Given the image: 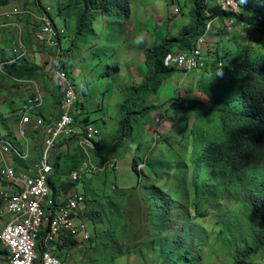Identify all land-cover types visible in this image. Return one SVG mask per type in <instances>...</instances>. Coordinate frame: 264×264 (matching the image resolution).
Wrapping results in <instances>:
<instances>
[{"label": "rangeland", "instance_id": "374dc122", "mask_svg": "<svg viewBox=\"0 0 264 264\" xmlns=\"http://www.w3.org/2000/svg\"><path fill=\"white\" fill-rule=\"evenodd\" d=\"M130 1L128 18L125 16L120 20L98 18L92 21L88 14L80 33L77 20L78 14L83 10V5L75 0H47L40 4L36 0H11L7 6L0 8V14L16 8L26 15L11 19L22 25L21 40L19 39L21 35L19 28L6 33L5 31L0 32V34L3 33V36H0L3 38L1 41L5 42V45L0 43V64L18 59L19 56L13 50L15 48L19 50L20 47L25 52L21 58L28 67L36 69V75L30 77L31 81L40 87L45 99L47 92L50 94V99L58 104L62 93L50 69L53 66L50 61L53 51L40 43L37 38V30L40 27L39 16L43 12V7L44 5L52 7L50 13L52 19L57 25L67 29L63 47L67 48L64 49L65 51H72L65 52L68 54L66 57L72 61H70L71 65L68 61L66 64L70 70V78L76 89L78 88V99L80 98L86 106L90 107V120L101 131V135L95 137V149L88 150L89 156L82 155L83 149L79 146L73 151V155L67 152V156H62V166H56L54 172V181L51 186L52 197L57 179H61L63 184L67 181V177L71 178L74 171L82 172V178L76 183L72 182L73 188L70 191H74L77 187L85 195L86 204L83 216L90 226L89 231L94 236L88 242L80 238L68 241L64 248L65 257H60L64 264H163L159 251L160 246L140 247V241L136 246L127 244V241H121L120 246L124 248L122 256H118L120 254L118 249L104 252L102 236L110 221L104 217L91 216V211L100 209L95 208L96 204L93 199L102 200L103 195H109L120 204V210L123 211L125 217L132 215L133 212L141 214L142 208L139 207L142 202L137 195L140 188L133 189L138 180L131 168L133 159L143 155L156 157L158 152H166L170 148L169 143L176 144L181 140L185 134L184 121L192 124L195 118L203 112L198 107H192L189 111L188 103L182 100L194 99L204 102L205 106L210 104L208 97L201 92L199 86L206 71L192 73L177 71L164 83L163 89L157 95L146 98L143 92L138 95L145 99V104H154L157 109L151 111L143 119L132 114L133 129L129 130L131 135L126 141H122L121 147L112 155L119 135L120 105L125 98V93L128 94L129 88L138 86L143 75L146 74L145 51L160 44L166 38L176 36L182 26L187 25L191 20V0ZM210 4V6L215 5L213 1H210ZM219 29L222 30L221 33L218 27H214L206 35L208 44L204 45L203 50L205 54L212 50L211 53L209 52L210 55L208 54L209 65L216 62V67H218L217 53L224 66L227 67L231 63L241 62L244 58L254 60L264 56V32L262 30H248L239 25L229 31L221 29V26ZM139 33L145 34V43L137 46L134 44V38ZM211 33L218 36L216 40H213L215 38H212L214 36ZM217 70L222 71V69ZM25 78L29 79L27 76ZM33 91L34 87L31 83H18L0 69V134L2 137L8 138L9 135L17 132L20 138L19 108L22 100H26L30 94L29 98ZM158 116L164 118L160 124L155 122ZM31 131L30 128L26 131L27 136ZM32 132V142L43 151V133L41 131ZM10 139L14 141L15 138L11 136ZM59 146L56 147L55 152ZM82 162L83 167L80 164ZM57 163L56 161L54 165H59ZM86 164L94 165L98 171L90 173L85 167ZM140 168L143 175H146L145 168L141 166ZM146 184H149V180L142 183L143 186ZM70 191L65 190L63 194L69 195ZM60 193L56 196L59 197ZM240 207V203L229 197L225 198L217 207L219 209L210 211L207 217L190 222L182 220L173 231L175 234L170 237L179 235L186 244L195 247L200 264H233L236 255L244 248L245 242L235 240L234 235L229 234L222 225L221 218L229 211V213L237 212L238 217L243 219ZM140 221L144 222V218L141 217ZM147 228L149 230V225ZM196 236L202 240L200 244L197 243ZM141 237L143 236H140V240ZM5 251L0 243V264L7 262ZM249 264H264V254Z\"/></svg>", "mask_w": 264, "mask_h": 264}, {"label": "trees", "instance_id": "16d2710c", "mask_svg": "<svg viewBox=\"0 0 264 264\" xmlns=\"http://www.w3.org/2000/svg\"><path fill=\"white\" fill-rule=\"evenodd\" d=\"M10 1L0 0V8L7 6ZM75 2L83 5L77 20L79 33L88 14L92 21L98 18L120 20L124 16L129 17L130 0ZM191 5L190 22L176 36L166 38L145 51L146 74L138 86L129 88L128 94L125 93L120 105L119 135L112 155L121 147L122 141L131 135L132 114L143 119L157 109L154 104H145V99L138 95L141 92L145 98L157 95L164 83L174 73L181 71L164 65L168 53L191 50L215 17L226 19L234 16L238 24H246L264 32V0H245L243 4L240 3V12L235 15L217 6H210L205 0H191ZM208 13L209 16L206 15ZM66 37L67 29L66 35L60 40L64 55V60L60 61L68 69L66 62L71 65L72 61L65 52L72 51L64 50L67 49L63 47ZM216 56V61L221 62L218 53ZM215 63L207 65L204 70L206 74L199 84L210 104L205 106L204 102L194 99L182 100L188 103L189 111L192 107H198L203 112L192 124L184 121L185 134L181 140L176 144L169 143L170 148L166 152H158L156 157L143 155L133 159L131 168L138 179L133 189L140 188L137 195L142 202L139 207L142 208L141 214L133 212L125 217L120 204L109 195H103L102 200L93 199L95 208L100 209L91 211V216L104 217L110 221L102 236L104 252L118 249V256H122L124 248L120 246L121 241L135 246L140 241V247L160 246L163 264H200L195 247L186 244L179 235L172 238L170 235L175 234L173 231L182 220L190 222L205 218L210 211L219 209L217 207L229 197L241 204L240 211L244 216L242 219L237 212L228 211L221 218L227 232L233 234L235 240L245 242L233 264H249L264 254V56L254 60L244 58L236 64L231 63L229 67H216ZM217 69H222V75H215ZM3 71L12 79L32 80L30 77L36 75V69L28 67L22 58L5 65ZM79 99L76 106L83 113L84 123L94 124L89 116L90 107ZM61 100L60 97L59 105ZM39 110L36 115L46 120ZM81 153L87 155L84 150ZM56 166L61 167L54 165V169ZM140 166L145 168L146 175H143ZM145 180H149V184L143 186ZM67 185L69 189L73 188L72 182H67ZM141 217L144 222L140 221ZM45 232L41 231L38 252L44 251ZM140 236H143L141 240ZM73 239L64 236L62 245ZM196 240L198 244L202 242L198 236Z\"/></svg>", "mask_w": 264, "mask_h": 264}, {"label": "built area", "instance_id": "2783aa9c", "mask_svg": "<svg viewBox=\"0 0 264 264\" xmlns=\"http://www.w3.org/2000/svg\"><path fill=\"white\" fill-rule=\"evenodd\" d=\"M44 3L47 0H39ZM213 1L215 6L224 12L238 14L240 2L238 0H205ZM44 10L39 16L40 28L37 30V38L40 43L53 51L50 61L53 63L51 72L60 87L62 100L60 105V117L57 121L48 123L37 116L36 112L44 107L45 98L40 87L31 80L14 79L18 83H31L34 87L32 95L27 98L19 108V135L27 140V130L31 127L33 131H41L44 135V144L41 158L35 171L30 174H18L13 166L7 161V156L25 160L29 157V145L20 150L11 140L0 135V181L4 185L0 188V210L11 215V219L0 232V243L7 250L6 264H64L55 251L57 243L63 244V237L70 236L74 239H81L84 242L91 241L94 236L89 231L90 226L83 216V209L86 204V197L81 192H74L66 197V200L57 205L51 197L49 179L54 173V163L51 154L57 146L67 140H75L77 147L81 148L88 155L92 151L95 137L101 135V131L91 123H84V116L76 106L78 101L77 89L70 78L68 69L60 63L63 52L60 49V40L66 35L63 26L55 25L50 17L52 7L44 5ZM25 13L19 12L16 8L0 14V30L12 27L14 30H21L19 39L22 38L23 28L18 22L11 21L14 17H23ZM236 25L243 28L244 25L237 23L234 16L227 18L221 29L231 30ZM246 29V28H245ZM211 30L208 24L206 32L202 35L194 47L188 51H174L166 55L164 65L168 68H177L184 73H192L205 70L208 65V55L204 53L203 47L208 44L206 35ZM23 48V45H21ZM13 52L23 57L25 54L19 47ZM19 53V54H17ZM18 58V59H19ZM17 59V58H16ZM10 62L0 65L1 71ZM221 61L218 67H223ZM164 119V118H163ZM158 116L156 124L163 122ZM89 156V155H88ZM91 161V159H90ZM83 167V166H82ZM90 173L98 169L92 164H86ZM82 178V172L77 170L72 173L69 181L76 183ZM45 230L43 239L44 251L38 252V241L41 231ZM95 235V234H94Z\"/></svg>", "mask_w": 264, "mask_h": 264}, {"label": "crops", "instance_id": "0c3cea01", "mask_svg": "<svg viewBox=\"0 0 264 264\" xmlns=\"http://www.w3.org/2000/svg\"><path fill=\"white\" fill-rule=\"evenodd\" d=\"M190 5H191V1H190ZM206 15L209 16V14H206ZM225 20L226 19H220L219 17H215L209 23L211 25V30H213L214 27H218L219 33H221L222 30H220L219 27L221 26V28H222ZM12 30H13V28H9L8 27V28H5V29L0 30V32L5 31V33H6V32H9V31H12ZM178 32H177V34H178ZM211 35L214 36L212 38H215L213 40H216V37H218V36H216L215 33H211ZM0 36H3V33L0 34ZM1 39H3V38L0 37V43H1V45H5V42L3 41V43H2ZM217 39H219V38H217ZM8 50H10V49H8ZM211 51L212 50H210L209 52L211 53ZM209 52L207 54L210 55ZM49 95L50 94L46 92V96H45L46 99H45L44 107H43V109L41 108L39 110V112L42 113L45 116L46 120L50 123V122H54L55 120H57L59 118V113H60L59 106L60 105H59V102H58V104H56L55 101H52L50 99V96ZM28 96L26 98H28ZM24 101L25 100L23 99L22 102H21V105L23 104ZM56 117H58V118L56 119ZM14 133L15 134H13V135H9V137L7 139H9V140L12 141V139H10V138H11V136H13V139L14 138L15 139L12 142L18 148H20L21 150H24L25 142L28 143V145H29V157L27 159H25V160H22V159L15 158V157H12V156H7V161H8V163L11 166H13L15 168V170H16V172L18 174H30L33 171H35L36 166L39 163V160H40L41 155H42V153H41L42 149H40L39 147L37 148L36 147V144L32 142V140H31V137H32V134H33L32 131H31L30 134H28L27 140H23L22 138H18L17 132H14ZM43 139H44V137H43ZM43 142H44V140L42 141V143ZM77 148L78 147H77V145L75 143V140H71V141L67 140L66 142L62 143L61 146L58 147V149L56 151L57 154L55 152L56 149L52 152V154H51L52 162L54 164H56V161H57L58 162L57 164H59V165L62 166V163H61L63 161L62 156H65L67 154V152H69L71 155H73L74 154L73 151L75 149H77ZM72 157H75V156H72ZM59 159H61V160H59ZM1 163L2 162H1V158H0V168H1ZM83 164L84 163L82 162L81 165L83 166ZM55 170H56V168L54 169V172H55ZM53 177H54V173H53V175L49 179V184L51 183L50 184V188H52L51 187L52 186V182L54 181ZM67 182H70L69 181V177H67V181L65 183L63 182V184H62V180L61 179H57V181L54 184V187H53V197L52 196L51 197L54 200V203L57 204V205L62 204L66 200V197L69 196V195H71V194H73L74 192H80L79 188H77V187L74 189V191L73 190L70 191L69 186L67 185ZM3 186L4 185L0 181V188H2ZM65 190L67 192L70 191L69 195H67V194L64 195L63 194V192H65ZM56 192L57 193H60L61 192L59 197L56 196V194H57ZM57 197H58L59 200L56 199ZM10 219H11V215L10 214H8L6 212H4L2 214L1 213V210H0V232L3 231V229L8 224V222L10 221ZM54 248H55V251H56L57 255H59L60 257H65L64 254H66V252L64 251V248H66V247L63 246L61 242L60 243H57Z\"/></svg>", "mask_w": 264, "mask_h": 264}, {"label": "clouds", "instance_id": "9594fccd", "mask_svg": "<svg viewBox=\"0 0 264 264\" xmlns=\"http://www.w3.org/2000/svg\"><path fill=\"white\" fill-rule=\"evenodd\" d=\"M239 2L241 3V4H243L244 2H245V0H239ZM210 3V2H209ZM215 6V5H214ZM209 14V13H208ZM227 19V18H226ZM145 43V34H143V33H139V34H137L136 36H135V38H134V44L135 45H137V46H139V45H142V44H144ZM215 75H217V76H220V75H222V72L220 71V70H217L216 72H215Z\"/></svg>", "mask_w": 264, "mask_h": 264}, {"label": "bare ground", "instance_id": "6f19581e", "mask_svg": "<svg viewBox=\"0 0 264 264\" xmlns=\"http://www.w3.org/2000/svg\"><path fill=\"white\" fill-rule=\"evenodd\" d=\"M244 25V27L246 28V29H248V30H250V29H253L251 26H249V25H246V24H243ZM254 30H256V29H254ZM61 60H64V56L62 57V59ZM16 61V60H15ZM14 62L12 61V64H13ZM60 63H61V61H60ZM62 64V63H61ZM29 129V128H28ZM30 129H31V127H30ZM32 130V129H31ZM33 131V130H32ZM20 138H22L21 136H20Z\"/></svg>", "mask_w": 264, "mask_h": 264}]
</instances>
